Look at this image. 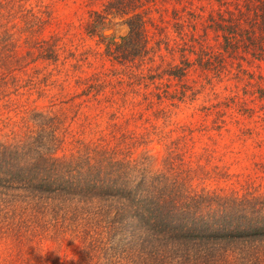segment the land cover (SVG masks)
I'll use <instances>...</instances> for the list:
<instances>
[{"label": "trees", "instance_id": "obj_1", "mask_svg": "<svg viewBox=\"0 0 264 264\" xmlns=\"http://www.w3.org/2000/svg\"><path fill=\"white\" fill-rule=\"evenodd\" d=\"M100 1L99 11L90 10V31L118 22L126 28L106 40L105 57L125 65L154 53L147 24L155 0ZM171 1L169 16L157 14L156 51L164 53L143 73L150 81H174L161 90L156 83V101H182L189 71L202 85L232 81L236 96L201 106L194 128L178 126L157 171L132 160L116 137L56 155L53 117L28 116V132L0 141V236L17 252L31 253L33 264L44 242L48 256L67 240L77 249L61 264H264V190L250 184L240 192L190 190L172 170V160L184 153L179 144H191L193 131L214 136L233 129L229 125L241 142L264 141V0ZM165 31L172 34L168 43ZM11 48L0 47V65H8ZM171 85L175 89L168 90ZM167 111L160 108L156 116ZM258 167L263 171L264 165ZM44 262L51 264L50 257Z\"/></svg>", "mask_w": 264, "mask_h": 264}, {"label": "rangeland", "instance_id": "obj_2", "mask_svg": "<svg viewBox=\"0 0 264 264\" xmlns=\"http://www.w3.org/2000/svg\"><path fill=\"white\" fill-rule=\"evenodd\" d=\"M171 2L155 0L149 13L147 45L154 53L141 62L136 59L119 65L105 57L103 49L108 38L125 33V26L118 22L94 33L89 29L90 10L99 11L100 0H0V47H12L8 65H0V74H5L0 82L4 83L0 87V141L19 139L28 132V116L41 112L53 117L59 139L56 155L78 143L98 142L101 136L109 142L116 137L120 140L117 147L127 149L132 160L140 159L151 171L161 169V158L177 136L178 126L194 128L200 121L197 111L201 106L236 96L232 81L202 85L189 71L185 82L190 89L182 101H156V83L161 90L163 83L174 81L166 76L150 81L143 73L147 66L156 67L158 55L164 53L161 47L156 51V38H160L157 14L169 16ZM161 34L168 43L170 31ZM172 89L173 85L168 87ZM160 108L168 110L163 117L156 116ZM231 130L214 136L193 131L191 144L178 146L180 154L184 150L181 160H172L175 177L190 190L240 192L243 184L264 190V178L258 179L264 176V169L258 167L264 165V141L259 146L251 140L241 142ZM109 131L115 136L110 137ZM260 136L264 138V130ZM9 242L0 236V264H33L31 253L17 252ZM43 246L37 264H45L46 257L51 264H61L63 255L77 249L74 240H67L62 251L46 256L47 242Z\"/></svg>", "mask_w": 264, "mask_h": 264}, {"label": "water", "instance_id": "obj_3", "mask_svg": "<svg viewBox=\"0 0 264 264\" xmlns=\"http://www.w3.org/2000/svg\"><path fill=\"white\" fill-rule=\"evenodd\" d=\"M110 28H107L105 31H109ZM104 34H106L105 32H103Z\"/></svg>", "mask_w": 264, "mask_h": 264}]
</instances>
